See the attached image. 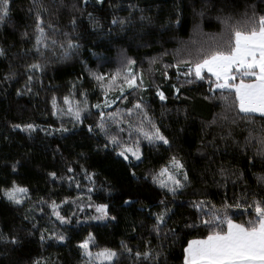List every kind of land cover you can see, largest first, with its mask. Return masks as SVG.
I'll list each match as a JSON object with an SVG mask.
<instances>
[{
	"label": "trees",
	"instance_id": "trees-1",
	"mask_svg": "<svg viewBox=\"0 0 264 264\" xmlns=\"http://www.w3.org/2000/svg\"><path fill=\"white\" fill-rule=\"evenodd\" d=\"M43 3L50 10L45 19L50 18L61 32H70L71 38L80 47L70 53L69 59L63 58V49L58 46H55L54 52L42 49L45 55L38 57L33 50L34 19L29 11L32 0H11L10 19L0 26V46L7 51L6 57H0V189L9 187L15 181L29 188L31 200L26 201L24 206H16L0 194V231L17 235L23 241L18 246L0 243V264H33L37 259L44 264H81L82 256L77 245L89 233L94 235L100 247L118 249L120 241L124 240L134 250L138 246L143 250V241L150 236L153 222L145 206L158 211L156 205L163 192L143 176L158 169L172 155L182 158L192 180L191 186L183 194L178 193L175 201L173 226L178 239L175 243L165 242L170 244V248L165 249L169 253L168 264H183L182 251L186 241L201 238L206 231L184 227L186 222L196 220L198 223V213L190 206V201L211 200L220 207L225 200L232 203L245 191H262L253 173L264 171V165L259 162V157L253 160L254 148L249 147L244 152L242 148L249 131L257 137L261 134L264 121L256 114H253L255 120L252 124L240 121L237 110L220 99L222 95L228 96L230 104L234 99L231 91L210 92L207 79L189 84L183 76L179 80L176 78L175 68L164 67L175 64L181 58L194 59V50L199 43L210 42L218 36L222 25L216 17L221 14L223 5L220 0H104L103 5L96 4L95 0H89L87 5L83 4V0H43ZM250 5L264 9L260 0H235L226 14L239 16ZM202 11L203 17L200 15ZM88 13L99 20L101 27L93 26ZM177 16L180 25L175 24ZM72 18H76L79 25L75 31L70 26ZM113 18H123L128 23L121 30L110 23ZM25 31L29 33L28 39L23 37ZM55 38L64 39L62 35ZM184 45L193 51L192 56L187 51H177ZM165 52L169 54L163 55ZM125 56L137 61L134 71L143 73L146 90L134 95L143 96L151 114L172 142L170 149L163 146L159 151L144 145L146 159L143 163L137 162L139 166L136 168L140 179L132 177L121 158L114 153L97 151V146L104 142L103 137L88 133L84 125H78L67 133L53 131L61 124L72 129V124L70 116L60 112L53 114L52 98L56 97L64 108L67 106L62 98L69 92L74 94L75 100H83L84 96L80 93L86 91L90 105L102 101L103 90L91 78L90 71L105 76L114 74ZM154 58L157 62L150 64ZM37 60L47 63L43 74H37L43 83L34 82L32 92H27L24 90L25 67ZM11 71L16 72L15 79L5 82L4 77ZM73 84L76 88L72 87ZM172 85L180 88L179 95ZM211 87L214 88V84ZM18 90H24L23 94L17 95ZM157 90L165 93V101L156 95ZM118 94V89L114 87L109 101ZM132 100L133 96H129L123 104L117 100L107 111H113L117 106L123 109ZM96 111L92 109L93 115L85 120V124H94ZM233 118L237 124L231 122ZM28 123L39 126L37 131L29 134L11 127L13 124ZM230 131L232 137H229ZM233 138L239 141V145L233 142ZM252 143L258 146V140ZM248 160H253L255 167H250ZM17 161L20 163L14 172L12 165ZM69 165L75 169L74 173L66 171ZM81 165L96 173L95 191L92 193L87 191L90 182L84 178ZM221 168L228 170L226 181L220 175ZM241 170L244 172L243 180L231 175ZM53 171L58 176L75 175L80 188H76L75 183L52 181L48 173ZM89 195L94 204H109L110 214L116 216V220H88L91 208L84 207L80 212L75 204H64L62 214L77 212L81 221L79 224L74 222L71 226H61L54 216L50 221L48 215L39 211L34 214L41 227L53 232L65 231L69 236L67 242H41L38 231L35 235H28L33 230L30 220L24 217L41 198L59 203L65 198L75 200L81 196L83 206ZM129 198L138 203L133 206L124 204L123 201ZM240 211L230 209L229 214L235 212L239 215ZM50 212L51 209L45 206L44 213ZM248 218L251 217L244 216L236 222ZM157 243L159 241L153 236L152 246ZM93 251L96 249L93 248ZM122 264H132V259L125 255Z\"/></svg>",
	"mask_w": 264,
	"mask_h": 264
},
{
	"label": "snow or ice",
	"instance_id": "snow-or-ice-1",
	"mask_svg": "<svg viewBox=\"0 0 264 264\" xmlns=\"http://www.w3.org/2000/svg\"><path fill=\"white\" fill-rule=\"evenodd\" d=\"M220 2L223 7L220 9L221 14L216 19L222 25V31L218 36L210 42L199 43L194 50V59L181 58L175 64H167L164 67L165 69L175 68L174 75L176 78L179 80L183 76L185 82L189 84L207 79L210 92L214 93L216 89L231 91L234 99L230 104H228V96L222 95L220 99L228 107H234L237 110L240 121L252 124L255 120L253 114L257 113L264 121V9L250 5L242 14L237 16L226 14V10L234 5L235 0H220ZM95 3L103 5L104 0H95ZM83 4H89V0H83ZM260 4H264V0H260ZM10 7L11 0H0V26L10 19ZM72 8L75 9L76 5L73 4ZM29 11L34 19L33 50L38 57L45 55L42 49L54 52L55 46H58L63 49V58H71L70 53L78 50L80 45L71 38L70 32H61L60 28L54 25L50 18L45 19V14L50 13V10L44 5L43 0H39V2L32 0V7ZM87 15L89 20L94 22V27H101L99 20L92 13ZM200 15L203 17L204 12L202 11ZM141 19H145V17H141ZM110 23L123 30L128 22L123 18H113ZM180 23V18L177 16L175 24L180 25ZM70 26L73 31L79 27L76 18L70 20ZM56 35H62L64 39L58 40L55 38ZM23 37L28 39L29 33L25 31ZM193 43L196 42L193 41ZM177 51H187L189 56L193 55V51L189 49L188 45H184ZM168 54L167 52L163 53V55ZM6 56V49L0 46V57ZM156 62L157 60L154 58L150 64ZM136 64L135 59L125 56L121 60V67L109 76L89 70L91 78L103 90L104 99L102 101L90 105L86 91L80 93L84 96L83 100H75L74 94L69 92V95L62 98L66 108L60 106L56 97L52 98V107L54 109L53 114L60 112L70 116V123L72 124V129L61 124L60 128L53 131L67 133L78 125H84L88 133L103 137L104 142L97 146V151L114 153L115 156L121 158V162L124 163L130 175L140 179L141 177L137 176L136 168L139 166L137 162L143 163L146 159L144 145L159 151L163 146L170 149L172 142L151 114L150 106L144 102L143 96L134 95L141 90H146L143 73L133 70V66ZM181 65L184 66L183 69ZM46 67L47 63H41L39 60L26 65L24 90L32 92L34 82L42 85L43 82L37 74H43ZM15 77L16 72L11 71L4 77V81L8 82ZM237 77H239L238 83L236 82ZM212 84L215 85V88L211 87ZM72 87L76 88V85L73 84ZM114 87L118 89L119 94L109 101V94ZM172 87L179 95L180 88L175 85ZM24 90H18L17 95L23 94ZM126 91L127 95L125 94ZM156 95L161 101L167 99L163 91L157 90ZM129 96H133V100L127 107L121 109L117 106L113 111H107L117 103V100L123 104ZM211 98L205 97V99ZM93 108L97 110L95 113L97 119L94 124H85V120L93 115ZM224 118L227 119L226 116ZM231 122L237 124L235 118ZM11 127L14 130L19 129L31 134L37 131L39 126L28 123L24 125L13 124ZM40 130L44 131L43 128ZM48 134L51 135L52 132H48ZM229 137H232L231 131ZM254 140H258V146L252 143ZM233 142L239 145V141L234 138ZM249 147L254 148L253 160L255 157H259V162L264 165V123H262L261 134L258 137L249 131L242 152ZM80 155L84 157L83 153ZM253 160L247 161L250 167H255ZM19 163L17 161L12 165V171H17ZM66 171L74 173L75 169L69 165ZM81 171L84 178L90 182L87 191L92 193L95 191L96 173L89 172L83 168V165H81ZM220 175L225 181L229 178L226 169L221 168ZM231 175L243 180L244 172L241 170L233 172ZM253 175L256 177L257 186L262 189L260 193L245 191L239 198H234L232 203L225 200L220 207H217L211 200L198 199L189 202L190 206L198 213V223L196 220L191 223L186 222L184 227L188 229L203 228L206 231L201 238L186 241V247L182 251L183 264H264V171L253 173ZM48 176L52 181H67L70 184L75 183V187L80 188L75 175L58 176L53 171L49 172ZM143 179H150L154 185L163 190L156 205L158 211H152L151 208L145 206V211L153 219V222L149 229L150 236L143 241V250H140L139 246L134 250L124 240L120 241L118 249L100 247L95 241L94 235L89 233L87 238L77 245L82 256L81 264H122V257L125 255L132 259V264H168L169 253L165 249L170 248V244L165 242L175 243L178 239L177 230L173 226V217L176 215L175 201L178 193L183 194L191 186L192 180L182 158L176 155L170 156L158 169H153L146 176H143ZM0 194L16 206H24L26 201L31 200L29 188L15 181L9 187L0 189ZM82 202L83 197L81 196H77L75 200L65 198L59 203L55 200L41 198L33 208L28 209V215L24 217L25 220H30L33 230L29 231L28 235H35L38 231L41 242L47 240L67 242L69 236L65 231L53 232L49 231L47 227H41L34 214L35 211H39L48 215L50 221L51 217L54 216L61 226H71L74 222L79 224L81 221L77 212L62 214L64 204L70 206L75 204L80 212H83L84 207H94L97 214L88 216V220H116V216L110 214L109 204H94L90 195L83 206ZM123 203L133 206L138 201L129 198L125 199ZM45 206L51 209L50 214L44 213ZM230 209L241 211L239 215H236L235 212L230 215ZM244 216L251 218L236 222ZM132 231H136L135 227ZM153 236L159 241L155 247L152 246ZM0 243L18 246L23 241L17 235L5 234L0 231ZM93 248L96 251H93ZM33 264H44V262L37 259L33 261Z\"/></svg>",
	"mask_w": 264,
	"mask_h": 264
},
{
	"label": "rangeland",
	"instance_id": "rangeland-1",
	"mask_svg": "<svg viewBox=\"0 0 264 264\" xmlns=\"http://www.w3.org/2000/svg\"><path fill=\"white\" fill-rule=\"evenodd\" d=\"M235 74V73H234ZM214 79V78H213ZM237 81H239V77H237ZM215 88V85H214ZM216 90H220V89H216ZM90 214L91 215H96L97 213L94 210V207L90 209ZM94 221H98V220H94ZM99 221H103V220H99Z\"/></svg>",
	"mask_w": 264,
	"mask_h": 264
},
{
	"label": "crops",
	"instance_id": "crops-1",
	"mask_svg": "<svg viewBox=\"0 0 264 264\" xmlns=\"http://www.w3.org/2000/svg\"><path fill=\"white\" fill-rule=\"evenodd\" d=\"M239 81H237V83H238ZM256 115H259L258 113L256 114Z\"/></svg>",
	"mask_w": 264,
	"mask_h": 264
}]
</instances>
